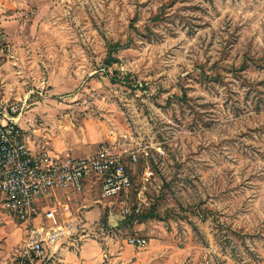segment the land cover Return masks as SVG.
Masks as SVG:
<instances>
[{"label":"rangeland","instance_id":"rangeland-1","mask_svg":"<svg viewBox=\"0 0 264 264\" xmlns=\"http://www.w3.org/2000/svg\"><path fill=\"white\" fill-rule=\"evenodd\" d=\"M0 70L90 155L137 153L91 237L152 240L150 264H264V0H0Z\"/></svg>","mask_w":264,"mask_h":264},{"label":"crops","instance_id":"crops-1","mask_svg":"<svg viewBox=\"0 0 264 264\" xmlns=\"http://www.w3.org/2000/svg\"><path fill=\"white\" fill-rule=\"evenodd\" d=\"M2 68L14 71L11 66L4 65L1 70ZM12 72H0V82L3 84L0 85V100L25 107L17 124L22 130L23 141L29 153L38 155L47 152L53 157L73 158L92 156L93 154H89L93 149L92 143L87 141L82 127L76 128L66 117L58 118L55 114L57 109L52 104L35 101L32 96L34 91L20 82L16 83ZM99 195V181L87 180L81 193L55 189L47 198L38 201L40 214L29 226L13 222L7 214L16 229L0 228V264L15 263L23 252L29 229H36L43 234L55 228L44 217L45 212L51 210L55 211L56 225L64 233L55 241H46L48 264H150V258L157 252L152 247V240H149L146 249L139 250L117 239L110 238L108 242L102 243L91 237L99 236L90 231V227L96 225L102 215ZM71 226H74L73 230L67 231ZM14 230L18 231V238L14 235ZM21 239V246L16 249L17 242Z\"/></svg>","mask_w":264,"mask_h":264},{"label":"built area","instance_id":"built-area-1","mask_svg":"<svg viewBox=\"0 0 264 264\" xmlns=\"http://www.w3.org/2000/svg\"><path fill=\"white\" fill-rule=\"evenodd\" d=\"M23 109V105L0 100V193L4 198L3 206L13 222L29 226L40 214L38 201L47 198L55 189L81 193L87 180L99 181L103 201L111 202L127 196L132 189L129 166L137 164V153L126 159L123 153L113 154L101 147L86 158L53 157L47 152L31 155L17 124ZM153 176L150 168L143 170L138 196L141 203H145L144 193ZM124 212L126 215L130 213L128 209ZM44 217L55 228L43 234L29 229L23 252L14 264H48L45 243L57 240L64 231L56 225L54 210L45 212ZM73 227L67 231H72ZM124 243L138 249L147 246V241L137 236L126 237Z\"/></svg>","mask_w":264,"mask_h":264},{"label":"trees","instance_id":"trees-1","mask_svg":"<svg viewBox=\"0 0 264 264\" xmlns=\"http://www.w3.org/2000/svg\"><path fill=\"white\" fill-rule=\"evenodd\" d=\"M108 57H107V59H105V62H106V64H110V61L113 59V57H112V53L114 52V51H117V50H119L120 48H121V45L120 44H118V43H114V44H110V45H108ZM127 219V218H126Z\"/></svg>","mask_w":264,"mask_h":264}]
</instances>
